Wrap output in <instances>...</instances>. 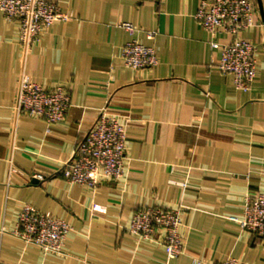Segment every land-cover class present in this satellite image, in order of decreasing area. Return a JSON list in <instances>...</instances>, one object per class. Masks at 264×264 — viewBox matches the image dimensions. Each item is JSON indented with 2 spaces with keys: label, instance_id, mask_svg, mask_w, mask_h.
<instances>
[{
  "label": "crops",
  "instance_id": "obj_1",
  "mask_svg": "<svg viewBox=\"0 0 264 264\" xmlns=\"http://www.w3.org/2000/svg\"><path fill=\"white\" fill-rule=\"evenodd\" d=\"M52 1L72 18L52 24L29 54L18 22L0 12V262L220 264L235 256L264 264V240L230 218L264 192V0H254V25L244 33L258 60L247 92L220 69L221 50L210 43L216 35L195 18L201 0ZM133 39L155 46L156 67L125 64L123 48ZM24 72L71 94L65 120L51 132L15 107ZM104 107L129 119L125 175L97 187L71 183L60 168ZM40 170L44 181L35 177ZM25 204L70 224L62 252L44 254L13 233ZM147 206L183 212L180 257L128 233L133 212Z\"/></svg>",
  "mask_w": 264,
  "mask_h": 264
},
{
  "label": "built area",
  "instance_id": "obj_2",
  "mask_svg": "<svg viewBox=\"0 0 264 264\" xmlns=\"http://www.w3.org/2000/svg\"><path fill=\"white\" fill-rule=\"evenodd\" d=\"M0 12L8 20L18 22V40L26 54L32 51L52 24L72 18L52 0H0ZM256 14L254 0H201L195 14L200 26L216 35L217 39L210 43L213 48L221 50L220 69L230 74L234 86L244 92L252 88L258 76L256 47L244 35L254 25ZM121 26L134 29L128 22H123ZM154 35L155 32L149 33L150 38ZM226 36L231 38L228 42L223 40ZM122 57L125 64L133 68H154L160 63L155 46L143 44L137 39L124 45ZM70 105L71 94L65 85L46 87L25 72L21 75L15 107L21 114L44 119L47 132L65 120ZM128 125L129 119L125 115L102 108L90 130L78 143L74 155L60 168L66 180L90 187L121 180L126 172ZM35 177L44 181L48 173L40 170ZM230 218L239 220L244 230L263 241L264 192L249 196L242 216ZM182 224L183 212L180 209L147 206L133 212L127 231L133 236L161 243L169 258H178L186 249ZM70 231V224L63 218L25 204L13 233L36 243L47 254L62 252ZM195 264L204 262L195 259ZM220 264L251 263L229 256Z\"/></svg>",
  "mask_w": 264,
  "mask_h": 264
}]
</instances>
